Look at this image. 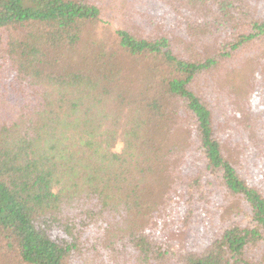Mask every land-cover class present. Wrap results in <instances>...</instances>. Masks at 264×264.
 Returning <instances> with one entry per match:
<instances>
[{"label":"trees","instance_id":"16d2710c","mask_svg":"<svg viewBox=\"0 0 264 264\" xmlns=\"http://www.w3.org/2000/svg\"><path fill=\"white\" fill-rule=\"evenodd\" d=\"M0 264H264V0H0Z\"/></svg>","mask_w":264,"mask_h":264}]
</instances>
